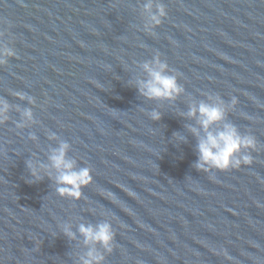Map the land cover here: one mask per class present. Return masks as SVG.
Segmentation results:
<instances>
[{
    "label": "water",
    "instance_id": "1",
    "mask_svg": "<svg viewBox=\"0 0 264 264\" xmlns=\"http://www.w3.org/2000/svg\"><path fill=\"white\" fill-rule=\"evenodd\" d=\"M159 2L167 15L153 36L146 0H0V42L16 52L0 66L9 104L0 264H80L88 246L79 225L105 221L115 240L111 254L96 246L104 264H264V0ZM157 54L179 73L184 92L173 101L137 90L147 79L141 65ZM217 96L226 107L238 100L224 122L257 147L251 165L206 174L194 167L190 128L204 133L187 112ZM25 109L34 122L17 128ZM60 141L77 167L91 169L79 200L59 196L45 170L28 183L25 162L47 165Z\"/></svg>",
    "mask_w": 264,
    "mask_h": 264
},
{
    "label": "clouds",
    "instance_id": "2",
    "mask_svg": "<svg viewBox=\"0 0 264 264\" xmlns=\"http://www.w3.org/2000/svg\"><path fill=\"white\" fill-rule=\"evenodd\" d=\"M143 10L147 13L145 30L154 36V29L161 25L167 15L166 8L159 0H146ZM15 56L16 52L13 48L0 42V66L6 65L8 60ZM141 67L147 74V79L137 81V90L145 99L158 102L173 101L184 92L178 80L179 73L174 70V74H170L168 64L160 60L159 54L154 56L152 61L143 63ZM16 96L21 100L27 99L29 103L35 102L32 97L23 93L17 92ZM237 103L238 100L232 97L228 107H235ZM228 107L219 96L216 97L215 103L200 102L198 105L189 107L187 117L195 118L204 133L201 136L197 128H190V131L198 138V158L194 165L197 171L206 174L213 171L224 172L251 165L253 162L251 153L256 150V138L251 134H241L236 126L224 122ZM8 112L9 104L0 99V125L7 122ZM149 115L154 121L161 119V114L157 111ZM31 122H34L33 113L31 109H25L22 113V122L16 127L24 128ZM217 124H222V128L212 131L211 129ZM50 138L56 139L54 134ZM30 139L35 140V135H30ZM179 139L183 140V137ZM69 149L70 144L67 141H60L58 146L51 150L47 165L34 164L31 160L26 161V167L31 176L28 183L41 181L44 178L41 170H45L48 178L54 180L55 191L59 196L79 200L82 197V189L93 182V177L89 167H77L76 162L68 157ZM78 232L84 244L88 246V251L80 258V264H104L105 256L97 250L96 246L99 245L108 254L113 252L115 233L112 224L107 221L95 226L81 223ZM63 233L69 239H75L76 234L71 231L70 226L65 225ZM222 254L225 259H232L226 251L222 250Z\"/></svg>",
    "mask_w": 264,
    "mask_h": 264
}]
</instances>
